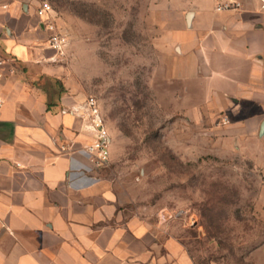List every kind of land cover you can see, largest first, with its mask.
Returning a JSON list of instances; mask_svg holds the SVG:
<instances>
[{
	"label": "crops",
	"instance_id": "obj_1",
	"mask_svg": "<svg viewBox=\"0 0 264 264\" xmlns=\"http://www.w3.org/2000/svg\"><path fill=\"white\" fill-rule=\"evenodd\" d=\"M203 2L168 35L172 75L223 113L224 142L264 175V8ZM48 37L33 0L0 1V264H194L165 224L125 215L97 172L71 178L93 134L61 113L77 101L47 84L60 76Z\"/></svg>",
	"mask_w": 264,
	"mask_h": 264
},
{
	"label": "rangeland",
	"instance_id": "obj_2",
	"mask_svg": "<svg viewBox=\"0 0 264 264\" xmlns=\"http://www.w3.org/2000/svg\"><path fill=\"white\" fill-rule=\"evenodd\" d=\"M33 1L64 39L48 86L103 114L95 176L124 214L165 224L194 264H264V175L224 142L223 113L172 75L168 35L191 0Z\"/></svg>",
	"mask_w": 264,
	"mask_h": 264
},
{
	"label": "built area",
	"instance_id": "obj_3",
	"mask_svg": "<svg viewBox=\"0 0 264 264\" xmlns=\"http://www.w3.org/2000/svg\"><path fill=\"white\" fill-rule=\"evenodd\" d=\"M0 1L5 3L9 0ZM261 7L264 8V0H261ZM241 8V0H220L215 6V11H239ZM49 11V4L46 1H41L36 8V15L43 20V25L49 33L47 40L49 47L60 52L64 44V39L54 31V26L48 18ZM3 64L4 61L0 59V77ZM61 113L82 120L93 134L92 142L79 149V153L86 159L87 164L82 165L72 161L70 166L71 178L85 179L88 174H93L103 167L109 158L110 137L105 126L103 114L98 103L93 98H87L81 102L77 101L73 105L63 108ZM225 123H227V119L223 120V124Z\"/></svg>",
	"mask_w": 264,
	"mask_h": 264
},
{
	"label": "water",
	"instance_id": "obj_4",
	"mask_svg": "<svg viewBox=\"0 0 264 264\" xmlns=\"http://www.w3.org/2000/svg\"><path fill=\"white\" fill-rule=\"evenodd\" d=\"M191 17H192V12H188L185 17L187 24H189Z\"/></svg>",
	"mask_w": 264,
	"mask_h": 264
}]
</instances>
